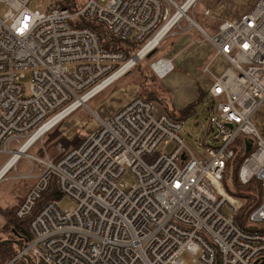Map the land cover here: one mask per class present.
I'll return each mask as SVG.
<instances>
[{
  "label": "built area",
  "instance_id": "1",
  "mask_svg": "<svg viewBox=\"0 0 264 264\" xmlns=\"http://www.w3.org/2000/svg\"><path fill=\"white\" fill-rule=\"evenodd\" d=\"M32 3L0 0L5 8L0 17V155L9 156L0 172L23 149L27 155L19 160L39 168L16 211L18 219H30L32 238L15 259L184 264L189 253L200 264L261 263L264 232L236 222L243 202L228 194L223 181L235 149L242 146L245 152L252 139L238 177L242 184H260L261 201L249 222L264 226V138L254 122L264 108V0L238 19H223L214 34L191 15L198 0H82L74 12L56 2L48 7L37 2L33 11ZM78 18L102 26L108 38L141 44L135 56L156 38L151 50L159 47L175 30L202 32L215 51L205 68L213 80L210 129L199 142L204 155L195 154L181 137L185 121L156 116L153 102L138 97L112 116L98 117L99 127L77 147L59 145L58 160L49 157L44 136L137 64L125 71L134 56L127 60L112 46L104 48L97 31L74 25ZM219 57L228 66L215 74L210 68ZM150 68L158 79L174 70L172 60L163 57ZM25 79L30 80L28 95ZM173 143L171 151L165 150ZM37 144L44 158L29 155ZM127 174L135 179L132 185L123 182ZM53 178L74 207L62 210L60 200H51L38 208Z\"/></svg>",
  "mask_w": 264,
  "mask_h": 264
},
{
  "label": "rangeland",
  "instance_id": "2",
  "mask_svg": "<svg viewBox=\"0 0 264 264\" xmlns=\"http://www.w3.org/2000/svg\"><path fill=\"white\" fill-rule=\"evenodd\" d=\"M78 1L81 2L82 0ZM37 2H43L44 6L48 7L51 5L52 0H33L30 7L31 10L36 11L35 3ZM107 3H101V5L105 6ZM241 4L246 7L250 6L248 5L250 4L249 0H241L240 5ZM205 8L206 6L203 0H200L196 9L191 12V15L195 13L194 16L196 21L207 30L209 34H211L212 27H217L219 24L214 18H207L208 22L206 23L202 18L198 17H202L201 15L205 13ZM40 11L42 12L43 9ZM4 12L5 8L0 7V17H3ZM183 25L185 26L187 23L185 22ZM186 36L193 43H198V46H203V44H205L204 42H198V40H201L202 38L195 31L189 32ZM205 46L208 45L205 44ZM157 49L159 51L157 55L155 53L151 59L144 58L143 60H140L142 62L139 63L138 67L135 66L136 69L132 68L128 73L90 100L85 106L75 111L59 125L58 130L68 140V144H63L65 150L71 149L70 143L74 142L77 137L93 133L99 127L98 117L106 119L109 116H112L135 98H147L148 94L155 92L156 98L152 99L155 107V115L160 116L167 114L174 119L181 117L183 110L199 99L200 91L198 90L197 83L185 71H179L176 69L164 79L155 78L156 76L151 70L150 65L158 58L165 57V54H163L164 46H159ZM199 56H201L200 50H194L184 55V61L186 64L193 65V59H197ZM218 66L223 69L226 68L228 64L222 58H219L216 61L215 68ZM29 81V79L23 80V84L27 89V95L29 94ZM209 97V93L206 94L203 101L198 103L196 112L185 119L184 128L180 133L186 145L189 146L195 154H205L204 149L199 147V142L206 140L205 132L210 129V111L208 109ZM258 119L262 129L258 126L257 127L261 136L264 138V116H260ZM213 134L214 132L211 131V135ZM38 146L39 147H33L30 150L29 155L44 158V155L47 153H45L46 149L44 151L39 144ZM58 146L59 145L52 146L48 150V155L53 161H56L61 154ZM174 147L175 145L173 143L170 147L165 148V150L171 151ZM38 148L44 152L43 156ZM8 158L9 156L7 155H0V163L4 164ZM38 173L39 168L35 166L32 170L31 164L23 158L19 160L16 168H13L8 172V175L6 174V180L0 182V228L3 226L0 230V238H6L9 236V233L5 229V224L7 220L10 219L9 212L14 205L17 203L20 204V199L22 198L25 189L36 183ZM20 175L30 176L20 178ZM226 177H230V175H226ZM123 182L132 185L135 182V179L130 174H127ZM75 205V202L68 197H63L59 201V207L62 210L70 209ZM224 212L227 214L230 213L228 207L224 209ZM183 261L184 264H200L199 262H195V257L189 253L183 255ZM11 262L9 264H11Z\"/></svg>",
  "mask_w": 264,
  "mask_h": 264
},
{
  "label": "trees",
  "instance_id": "3",
  "mask_svg": "<svg viewBox=\"0 0 264 264\" xmlns=\"http://www.w3.org/2000/svg\"><path fill=\"white\" fill-rule=\"evenodd\" d=\"M52 2H56L60 4L62 7L69 8L73 12L77 9L78 7L77 5L79 3H82V1L80 2L78 0H52ZM74 22H75L74 25L78 27H90L93 30L97 31V33L100 35L102 46L104 48H110L112 46L115 49V51L118 50L123 52L127 60L135 56L136 53L142 48L141 44L135 43L132 40H127L123 42L118 39L108 38L102 26L96 25L85 19L78 18ZM141 62L142 61H139L135 66L138 67L139 63ZM135 66L133 67L134 69H136ZM204 96H205L204 94H201L199 99L196 102L189 105L188 107H186L181 113V117L175 120L185 121L187 117L192 116L196 112V107L198 103L200 101H203ZM154 98H156L155 92H151L150 94L147 95V99L150 101H152V99ZM59 125L55 126L50 132H48L44 136V146L47 154H48V150L52 146H57V145L63 146V144L65 143L68 144L67 142L68 140L58 130ZM83 139H84L83 136L77 137L74 142L70 143V147L71 148L77 147L83 141ZM242 140H243L242 138H239L237 144L242 143ZM36 147H39L38 144L36 145ZM39 152H41L42 156L44 155V152H42L41 149H39ZM247 156L248 155L245 154L242 146L235 149L234 157L231 160H229L227 163L226 175H230V177H225L223 184L228 194L240 199L243 202V208L235 214L236 222L246 230L249 231L260 230L264 232V226H252L249 222V215L251 214L252 211H254L257 208V206L261 201V186L257 181H252L249 184H242L238 177L239 169L243 164V162L245 161V159L247 158ZM60 157L61 156L59 155L57 160ZM32 187L33 185L29 187L28 192L31 190ZM61 199H62L61 193L57 188L55 178H53L51 180L48 191L45 194H43L41 200L39 201L38 208L42 204L48 201L61 200ZM20 201L22 202V199H20ZM17 204L14 205L12 210L9 212L10 219L7 220L5 224L6 225L5 229L9 233V236L6 238H0V242L3 240H10V241L13 240L19 242L21 246H25L26 243L30 241L32 238L29 229L30 219H18L16 217V211L19 207V204L18 205ZM19 251H20V247L13 242H7L6 244L2 245L0 247V264H9L11 261H13L16 258ZM13 264H29V261L26 258H20L17 259Z\"/></svg>",
  "mask_w": 264,
  "mask_h": 264
},
{
  "label": "crops",
  "instance_id": "4",
  "mask_svg": "<svg viewBox=\"0 0 264 264\" xmlns=\"http://www.w3.org/2000/svg\"><path fill=\"white\" fill-rule=\"evenodd\" d=\"M200 0H198L199 2ZM241 0H203L206 11L208 10L210 12L209 16H205V13L200 16L199 18H202L204 22H208L207 18H214L215 21L219 24L223 19L225 18H231V19H238L243 14L250 11L259 0H249L250 6L246 7L243 4L240 5ZM198 4V3H197ZM197 7V6H196ZM196 9V8H195ZM195 14V13H194ZM197 17V16H196ZM198 23V22H197ZM199 27L202 28L206 33H208L207 30H205L199 23ZM217 27H212L211 34H214L216 32ZM195 31L201 36V40H198V42H204L203 46H198V43H193L186 35H188L189 32ZM174 35H171L164 39L159 46H164V52L165 57L163 58H169L172 60L174 70L178 69L179 71H185L190 77L193 78V80L197 83L198 90L201 94H208L209 90L212 86V76L211 74L207 73L205 71L206 66L209 64V62L212 60L215 51L212 45L205 40V37L203 36L202 32L198 30L197 28H191L188 31L181 32L178 30H175ZM197 42V41H195ZM200 50V55L197 59H193L194 63L186 64L184 61V55L188 52ZM158 49L156 52V55L158 53ZM161 58V57H160ZM222 58V57H219ZM217 58L216 61L219 59ZM223 59V58H222ZM226 63L227 61L223 59ZM216 61L211 66V71L215 74H220L223 70L220 66L215 68ZM192 63V62H191ZM228 64V63H227ZM172 71V72H173ZM171 72V73H172ZM169 73L168 75H170ZM167 75V76H168ZM166 76V77H167ZM164 77V78H166ZM163 78V79H164ZM199 95V97H200ZM119 108V107H118ZM121 108V107H120ZM264 116V108H261L256 115L254 116V122L256 126H258L260 129H262V126L259 124V117ZM28 188L25 189L22 198L23 199L28 194ZM4 225V224H3ZM3 227V226H2ZM0 228V230L2 229Z\"/></svg>",
  "mask_w": 264,
  "mask_h": 264
},
{
  "label": "bare ground",
  "instance_id": "5",
  "mask_svg": "<svg viewBox=\"0 0 264 264\" xmlns=\"http://www.w3.org/2000/svg\"><path fill=\"white\" fill-rule=\"evenodd\" d=\"M191 1H195V0H191ZM159 41V39L158 38H156L151 44H150V46H148L139 56H137V58H135V59H132V61H130L129 62V64H127L126 65V67H125V71L126 70H129L131 67H133L134 65H135V60L137 59V61L139 60V59H142V58H144V55H145V53L146 52H148V51H150L152 48H154L155 46V44L157 43ZM158 47V46H157ZM156 47V48H157ZM132 69V68H131ZM121 73H119V74H117V75H115V78L117 77V79L118 78H120L121 76H119ZM35 139V138H34ZM33 139V140H34ZM24 149L22 150V151H20V152H17L8 162H7V164H6V166H5V168L0 172V179L2 180V179H4L5 178V176H7L8 174V172H10L12 169H13V167H14V164L17 162V160H18V162H19V158H20V156H22V155H27L26 154V152H24ZM23 153V154H22ZM18 162H17V164H18ZM10 169V170H9ZM7 174V175H6Z\"/></svg>",
  "mask_w": 264,
  "mask_h": 264
},
{
  "label": "water",
  "instance_id": "6",
  "mask_svg": "<svg viewBox=\"0 0 264 264\" xmlns=\"http://www.w3.org/2000/svg\"><path fill=\"white\" fill-rule=\"evenodd\" d=\"M157 52V49L155 48V49H153V50H151L147 55H146V59H151L153 56H154V54ZM135 58H137V56H134L133 57V59H135ZM135 62L137 63L138 61H137V59L135 60ZM252 143H253V140L252 139H249V140H247V142H246V149H245V152H246V154H248L249 152H250V150H251V148H252ZM7 242H13V243H15L16 245H18L20 248H21V245L19 244V242H17V241H13V240H3V241H1L0 242V247L2 246V245H4V244H6ZM16 261V259H14L12 262H11V264L12 263H14ZM255 264H264V257L262 258V260H261V263H259V261H256V263Z\"/></svg>",
  "mask_w": 264,
  "mask_h": 264
}]
</instances>
